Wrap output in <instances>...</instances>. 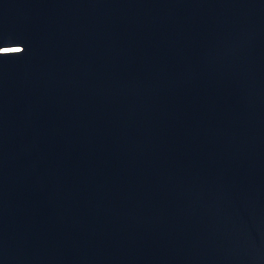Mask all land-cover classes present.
<instances>
[{
	"label": "water",
	"instance_id": "95a60500",
	"mask_svg": "<svg viewBox=\"0 0 264 264\" xmlns=\"http://www.w3.org/2000/svg\"><path fill=\"white\" fill-rule=\"evenodd\" d=\"M0 264H264V0H0Z\"/></svg>",
	"mask_w": 264,
	"mask_h": 264
}]
</instances>
